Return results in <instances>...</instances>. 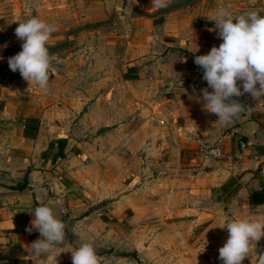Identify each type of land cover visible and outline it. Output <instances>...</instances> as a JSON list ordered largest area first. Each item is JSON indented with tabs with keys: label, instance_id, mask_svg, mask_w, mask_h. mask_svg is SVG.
Returning a JSON list of instances; mask_svg holds the SVG:
<instances>
[{
	"label": "crops",
	"instance_id": "obj_1",
	"mask_svg": "<svg viewBox=\"0 0 264 264\" xmlns=\"http://www.w3.org/2000/svg\"><path fill=\"white\" fill-rule=\"evenodd\" d=\"M64 1L83 20L105 16L103 8L113 13L123 28V57L107 65L95 61L94 73L80 86L63 76L58 108L43 101L51 91L42 92L21 75L12 85L0 84V264H53L58 254V264H72L71 252H60L69 249L67 240L46 259L29 255L27 246L40 238L38 231L26 230L30 213L46 205L63 223L87 208L107 209L117 218L120 209L135 211L136 202L125 208L115 197L108 203L99 198L90 207L85 202L91 188L101 193L119 180H125L129 194L149 187L151 178L165 192L169 188L170 196L189 197L195 203L183 211L194 213L191 226L205 222L207 239L213 238L216 210L223 222L264 218V96L233 97L244 111L222 127L203 107L201 89L208 86L194 63L195 56L222 42L207 17L241 0H189L160 10L151 0ZM252 1L246 12L264 15L261 0ZM57 79L49 76L48 84ZM155 106L164 125L151 120ZM211 145L224 157L206 154ZM151 154L159 168L175 167L172 177L161 170L152 175L146 166L134 169L139 155L147 163ZM250 195L263 200L249 203ZM251 260L248 264H259L254 255Z\"/></svg>",
	"mask_w": 264,
	"mask_h": 264
},
{
	"label": "rangeland",
	"instance_id": "obj_2",
	"mask_svg": "<svg viewBox=\"0 0 264 264\" xmlns=\"http://www.w3.org/2000/svg\"><path fill=\"white\" fill-rule=\"evenodd\" d=\"M188 1L172 0L170 5H185ZM252 2L241 0L223 5L231 14L238 16L245 13ZM261 2L264 5V0ZM70 8V5L65 7L64 0H0V84L12 85L20 76L19 71L10 70L8 58L21 51L22 41L17 39L14 32L18 26L17 21L23 22L29 17H38L56 29L47 47L51 60L49 76L58 79L42 89V92H52L51 98L43 100L49 105L58 108L62 104L63 76L75 78L76 83L73 85L80 86L83 80L94 73L92 67L95 61H104L106 65L109 59L116 63L122 61L120 49L123 28L120 20L113 13L108 15L109 11L105 8V16L83 20L78 16L75 6L72 10ZM157 110L158 106L152 110V121L159 116ZM93 133L85 132L87 136H93ZM153 155L147 163L142 162L143 158L139 155L134 169L138 171L146 166L152 175L161 170L172 177L175 167L168 164L163 165L165 170L159 168ZM149 179L153 184L144 188V193L139 186L134 194H129L125 180H119L116 188L107 187L101 193L91 188V200L85 202L89 207L100 200L108 203L114 197L118 199L121 208H125L131 201H135L138 207L128 213L120 209L118 217L113 219L107 209L101 211L89 208L84 215L69 217V220H64L68 248L75 249L83 243L91 244L99 264H218V250L227 239L224 238L226 228L217 227L223 223L220 211L214 212L213 238L207 239L205 222L198 221L191 226L188 220L195 219L194 213L186 209L183 211L186 205L195 202L182 194L170 196L169 188L165 192L156 179ZM131 215L134 216L133 221L129 218ZM209 230L211 232V228ZM260 243L264 245V241ZM251 258L243 260L242 264H248Z\"/></svg>",
	"mask_w": 264,
	"mask_h": 264
},
{
	"label": "clouds",
	"instance_id": "obj_3",
	"mask_svg": "<svg viewBox=\"0 0 264 264\" xmlns=\"http://www.w3.org/2000/svg\"><path fill=\"white\" fill-rule=\"evenodd\" d=\"M151 3L155 10H160L168 7L171 0H151ZM207 18L214 23L222 42L207 54L195 56L194 63L203 69L202 78L208 86L201 89L203 107L217 117L216 121L222 127H226L244 111V106L233 97L244 93L254 99L264 96V15L249 10L235 16L219 8ZM17 22L14 32L22 41L21 51L8 58V66L13 72L19 71L28 83L46 89L51 71L47 43L56 29L38 17ZM30 214L32 220L26 230L38 231L40 238L32 241L27 251L37 260L46 259L63 244L65 224L46 205L36 206ZM217 227L226 228L228 232L226 242L218 250L222 264H242L250 256L255 243L264 237V218L226 220ZM62 251L71 252L72 264H99L91 244L83 243L75 249ZM58 255L54 256L53 264H58Z\"/></svg>",
	"mask_w": 264,
	"mask_h": 264
},
{
	"label": "built area",
	"instance_id": "obj_4",
	"mask_svg": "<svg viewBox=\"0 0 264 264\" xmlns=\"http://www.w3.org/2000/svg\"><path fill=\"white\" fill-rule=\"evenodd\" d=\"M167 112L169 114L168 110ZM157 122L159 125H164L165 123L163 119H158ZM205 153L214 158L224 157L221 149L217 145L207 146V148L205 149ZM226 159H229V157L227 156ZM253 255L256 257L259 264H264V245L256 242L255 246H253V250L250 252V256L246 257L244 260L248 261Z\"/></svg>",
	"mask_w": 264,
	"mask_h": 264
},
{
	"label": "trees",
	"instance_id": "obj_5",
	"mask_svg": "<svg viewBox=\"0 0 264 264\" xmlns=\"http://www.w3.org/2000/svg\"><path fill=\"white\" fill-rule=\"evenodd\" d=\"M263 199L262 197L259 200H255L254 198H252V196H249V203H258L261 202Z\"/></svg>",
	"mask_w": 264,
	"mask_h": 264
}]
</instances>
